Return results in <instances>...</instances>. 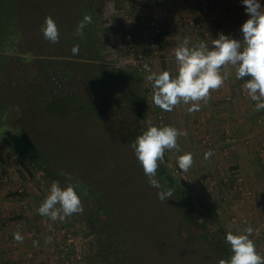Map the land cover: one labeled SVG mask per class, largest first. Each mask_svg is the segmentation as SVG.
<instances>
[{
    "label": "trees",
    "instance_id": "trees-1",
    "mask_svg": "<svg viewBox=\"0 0 264 264\" xmlns=\"http://www.w3.org/2000/svg\"><path fill=\"white\" fill-rule=\"evenodd\" d=\"M110 1L25 0L17 12L28 24L21 25L17 19L19 23L14 29L23 32L12 34L14 38L0 56L2 63L7 64L2 72L5 80L0 81L1 95L8 100L0 113L10 119L0 123V129L10 128L13 117L18 123L21 116H13V107L25 99L29 111L24 112L29 113L33 124L23 127L10 147L41 170L49 148L36 131L51 132L48 121L65 120L68 128L82 127L83 130L94 124L103 135L110 132L115 137L117 142L113 147L117 144V148L130 149L133 156L132 143L147 130L148 90L144 78L135 69L107 61L110 45L105 37L101 38L100 28L101 21L108 16ZM25 6L27 9H23ZM47 16L58 26V43L46 40L40 30ZM85 16L91 17L90 23L84 21ZM81 22H84L83 37H78L75 32ZM76 44L79 54L73 55L71 48ZM56 74L70 79L73 87L72 93L61 99L53 94L51 81ZM62 101L71 105H56ZM68 117L73 119L72 125ZM33 128L35 132L31 134ZM24 136L28 143L24 142ZM27 145H35L36 153L40 149L42 159H37ZM167 160L164 153L163 161L158 162L157 178L162 184L167 182L165 187L173 189V195L163 202L159 198L144 200L145 197L139 201L128 198L107 202L104 194L89 187L88 175H79L84 181L83 185L76 183L78 195L81 201L85 200L84 213L97 245V264H218L220 259L230 258L232 253L226 237L199 226L194 198L168 169ZM20 161L32 177L29 165ZM57 168L63 171L60 166ZM141 172H144L142 168ZM156 218L159 220L153 222Z\"/></svg>",
    "mask_w": 264,
    "mask_h": 264
},
{
    "label": "rangeland",
    "instance_id": "rangeland-1",
    "mask_svg": "<svg viewBox=\"0 0 264 264\" xmlns=\"http://www.w3.org/2000/svg\"><path fill=\"white\" fill-rule=\"evenodd\" d=\"M24 1L0 0V56L2 50L14 38L12 35L16 31L14 27L16 28L20 19L17 16V12L23 6ZM135 1L141 2L145 6L151 7V9L153 7V4H149L148 0ZM132 2L133 0L110 1L108 16H105L101 21V38L105 37L110 45L108 49L110 55L107 57V61L115 66L134 69L131 64L132 56L142 54L154 60L150 73H158L155 70L157 53L154 51L146 54L141 50L142 48L140 49L145 44V39H147L146 36L142 35V24H152L151 26L155 27L154 25L159 18L158 11L155 14L152 13V15L140 13L141 19L133 24L134 9ZM23 9H27V7L25 6ZM152 11L154 12L153 9ZM20 21L21 25L23 23L28 24L22 19ZM16 32L17 35H20L23 31L17 29ZM136 41L138 43L134 46ZM2 60L3 58L0 59L1 82L5 80L2 72L7 65L3 64ZM140 76L144 78L145 86L147 84V75L140 74ZM2 93L3 89L0 88V108L8 104L7 98L1 95ZM159 109L154 105L152 95L148 93L147 128L149 126L163 127L166 114ZM19 110L17 111L13 107V116L14 114L21 116L17 120L18 123L14 121V119H17L16 117L12 118L13 122L10 124L9 131L13 134H19L22 132L23 127H29L33 124L30 122L29 113ZM159 116L162 119H159ZM7 120L10 119L0 113V123H4ZM67 120L70 123L73 119L68 117ZM47 123H49L51 132L44 133L42 130L41 132L36 131V133H38V138H42L46 143V148H49L48 159L51 164H56L57 167L60 166L63 169L62 173L73 175L82 182L84 178L79 175H88L90 177L87 180L89 187L94 191H98V194H104L107 202L116 201L117 199L121 202V200L128 198L139 201L143 197H145L144 200L148 199L151 201L158 199V190L150 186L147 176L144 172H141L142 166L134 158L136 156H133L130 149H124L121 146L117 148V144L116 147H113L117 141L110 132H108L109 135L105 136L94 124H90L89 128L84 130L82 127L79 129L73 127L74 130L71 126H69L70 129L67 127L65 120L64 122L54 120ZM17 125L21 128L18 129ZM69 125L72 124L70 123ZM34 128L30 130L31 134H34ZM7 131V128L0 129V153L14 157L20 164V160H24L33 174L31 177L33 183H37V186H41L49 194L50 187L55 182V179L45 174L40 168L35 167L26 158H21L18 152L12 150L6 141L9 140L8 136L10 137ZM23 140L28 143V139L25 136ZM21 141L19 142L18 140V143L24 144ZM121 144L123 145V143ZM34 146L27 145L25 147L32 149L37 159H40L42 152L37 148L36 153ZM166 151L169 153L167 154ZM176 154L175 150H165V155L168 159L167 166L173 176L180 181V184L194 198V204L198 210L199 226H205L210 232L218 233L221 237H226L229 231L233 232V234H243L244 229L251 226L254 231L250 239L254 241L257 252L264 255V187L258 191L256 188L250 189L246 186L243 177L223 175L221 168L220 170L211 169L213 172L205 173L204 176L197 174L198 172L196 173L194 166L184 172L177 166L176 157L178 156ZM62 176L65 177L63 174ZM60 186L62 187V185ZM149 220L152 221V218ZM158 220L159 218H156L153 222ZM58 228L60 232H54V234H57L60 238L56 240L53 237L56 242L54 244L55 247L50 246L48 249L43 246H33L30 255L26 256V263L24 264H97L95 259L97 245L95 238L90 232L84 211L80 214H73L62 222L60 221ZM153 232L157 234L155 231ZM151 236L153 238L154 234ZM42 237L44 236H41V239ZM36 243H38V239Z\"/></svg>",
    "mask_w": 264,
    "mask_h": 264
},
{
    "label": "crops",
    "instance_id": "crops-1",
    "mask_svg": "<svg viewBox=\"0 0 264 264\" xmlns=\"http://www.w3.org/2000/svg\"><path fill=\"white\" fill-rule=\"evenodd\" d=\"M148 3L154 7V12L148 14L158 11L159 18L155 27L152 22L141 23L142 35L147 39L140 49L146 54L155 51V70L158 73L168 70L173 77L177 74L174 52L184 39L190 40L189 47L200 41L211 47L219 34L242 40L240 28L249 18L242 0H148ZM259 3L264 6V0ZM228 68L229 78L220 89L211 92L206 103L201 102L199 111L188 113L190 105L183 103L171 112L159 110L166 114L163 126L186 133L177 138L180 151L173 150L178 157L191 153L197 174L204 176L213 172L211 169L221 168L223 175L241 176L248 188L258 191L264 187V110H255L256 102L243 87L250 77L237 80L235 69ZM209 150L214 155L205 159ZM0 159V264H24L33 246L55 247L54 238L60 237L54 232H60V221L38 213L48 194L33 183L19 161L1 153ZM16 232L23 236L22 242L13 238ZM48 237L52 238L51 243L45 242Z\"/></svg>",
    "mask_w": 264,
    "mask_h": 264
},
{
    "label": "clouds",
    "instance_id": "clouds-1",
    "mask_svg": "<svg viewBox=\"0 0 264 264\" xmlns=\"http://www.w3.org/2000/svg\"><path fill=\"white\" fill-rule=\"evenodd\" d=\"M242 3L249 16L240 28L242 40L219 34L211 47L204 41L189 47L190 40L186 38L174 52L177 61L175 77L168 70L147 76V80L152 83V101L155 106L171 112L183 103L190 105L186 109L188 113L199 111L201 102L206 103L211 92L220 89L229 78L228 66H231L235 69L237 80L250 77L243 87L251 100L256 102L255 110H264V6L259 0H242ZM84 21L90 23L91 17L85 16ZM83 28L84 22H81L75 35L83 37ZM40 30L49 42H59V29L51 16L45 17ZM71 52L78 55L79 45H73ZM183 135L186 133L172 126H149L131 145L150 186L159 190L157 196L162 202L171 199L173 189L165 187L167 182L162 184L157 178L158 162L163 161L165 150L180 151L177 138ZM213 155V151L209 150L205 153V159ZM177 164L180 170L187 172L193 165L192 154L180 155ZM62 174L68 177L69 182L63 188L53 182L49 194L37 209L41 216L61 222L84 211L76 191L78 184L71 182L70 174ZM253 231L251 226L245 228L243 234L229 231L226 242L232 254L227 260L220 259L218 264H264V255L257 252L254 241L250 239ZM13 238L17 242L23 241L19 232L14 233ZM51 239L48 237L45 242L50 243Z\"/></svg>",
    "mask_w": 264,
    "mask_h": 264
},
{
    "label": "flooded vegetation",
    "instance_id": "flooded-vegetation-1",
    "mask_svg": "<svg viewBox=\"0 0 264 264\" xmlns=\"http://www.w3.org/2000/svg\"><path fill=\"white\" fill-rule=\"evenodd\" d=\"M52 85L54 88L53 94L58 98L61 99L63 97H66L67 95H70V93H72L73 87H72V83L70 81V79H67L65 76H63L62 74H56V76H54V78L52 79ZM56 105H71L69 102H63L61 104L56 103ZM19 106V108H18ZM16 110L18 111H29V107H28V103L25 99H23L21 101V103L17 104V106H15ZM7 133L10 135V137L8 136L9 140H6L8 142L9 145H11V143H13L16 138H17V134H13L12 132L9 131V127L7 128ZM43 164L42 167L44 170H42L45 174H47L48 176L52 177L55 179V182H57L59 185H62V188L66 186V184L69 182L68 177L67 176H62V172L59 170V168H57L55 165H52L51 162L48 159V156H45L43 158ZM71 176V175H70ZM76 181V182H75ZM71 182H73L74 184L76 183H80L83 185V182L80 181L77 178H72L71 177ZM77 193L79 194L77 188H76ZM82 204H85V200L82 201ZM92 205V203H91ZM88 214V213H87ZM90 216V213L88 214Z\"/></svg>",
    "mask_w": 264,
    "mask_h": 264
},
{
    "label": "built area",
    "instance_id": "built-area-1",
    "mask_svg": "<svg viewBox=\"0 0 264 264\" xmlns=\"http://www.w3.org/2000/svg\"><path fill=\"white\" fill-rule=\"evenodd\" d=\"M132 7L134 9L132 21L133 24L137 22V20L141 19L140 13L141 14H148L154 7H147L141 2L133 0L132 2ZM153 59V58H152ZM154 60H151L149 56H143L142 54H139L137 56L134 55L131 58V64L133 65L134 69L138 71L141 75H150V71L152 70V64ZM147 84L146 89L148 90V93L152 95L153 89H152V83L150 81H146ZM159 119H162L161 116H159Z\"/></svg>",
    "mask_w": 264,
    "mask_h": 264
}]
</instances>
